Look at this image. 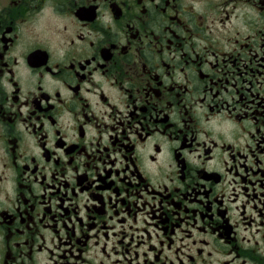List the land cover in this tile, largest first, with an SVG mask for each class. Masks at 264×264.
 <instances>
[{
    "label": "flooded vegetation",
    "instance_id": "flooded-vegetation-1",
    "mask_svg": "<svg viewBox=\"0 0 264 264\" xmlns=\"http://www.w3.org/2000/svg\"><path fill=\"white\" fill-rule=\"evenodd\" d=\"M0 264H264V0H0Z\"/></svg>",
    "mask_w": 264,
    "mask_h": 264
}]
</instances>
